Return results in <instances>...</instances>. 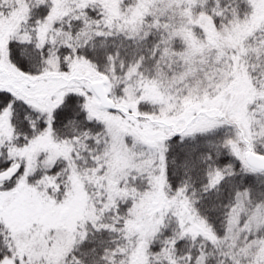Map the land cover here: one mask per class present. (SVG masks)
Masks as SVG:
<instances>
[{
	"label": "snow or ice",
	"instance_id": "1",
	"mask_svg": "<svg viewBox=\"0 0 264 264\" xmlns=\"http://www.w3.org/2000/svg\"><path fill=\"white\" fill-rule=\"evenodd\" d=\"M0 264H264V0H0Z\"/></svg>",
	"mask_w": 264,
	"mask_h": 264
}]
</instances>
